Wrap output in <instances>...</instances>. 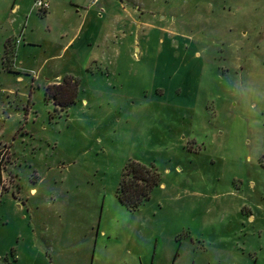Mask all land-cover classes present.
<instances>
[{
	"label": "rangeland",
	"instance_id": "374dc122",
	"mask_svg": "<svg viewBox=\"0 0 264 264\" xmlns=\"http://www.w3.org/2000/svg\"><path fill=\"white\" fill-rule=\"evenodd\" d=\"M111 2L84 67L5 50L61 27L0 0V264H264V142L235 95L264 79V0ZM119 6L133 26L112 23ZM71 75L74 101L47 96ZM131 162L161 177L135 211L118 196Z\"/></svg>",
	"mask_w": 264,
	"mask_h": 264
},
{
	"label": "crops",
	"instance_id": "0c3cea01",
	"mask_svg": "<svg viewBox=\"0 0 264 264\" xmlns=\"http://www.w3.org/2000/svg\"><path fill=\"white\" fill-rule=\"evenodd\" d=\"M36 1H44L48 4V9L43 14L48 22L52 20L58 21V24H55L49 30L52 33H57L55 32V26L59 25L61 29L60 32L57 33V38L54 40L50 35V37H48L50 41L44 38L40 42L39 40H33V38H30V36L26 34L23 35V39H17L11 35L3 39L4 49H7L9 41L18 40L19 42L16 48L19 52L22 47L27 45H47L46 53L48 59H46V61L64 60L67 55H70L69 57L73 56L82 61V63L85 62L84 67L87 66V63L93 64L96 62L98 64L100 61L98 57L99 53L95 51L94 43L98 41L96 37V27L98 25L100 26L101 20H104L103 17L101 18V9H104V6L112 8V6H116L117 4L112 3L111 0H100L96 4H93L91 0H35V2ZM119 7L123 10L121 16H125L120 18V16L118 17V14H116L113 17L112 23H114L116 27L117 24L120 25L122 22L127 23L130 19V25L133 26L135 24V14L131 12V10L127 11L126 8H122V6ZM22 9V6L18 5L15 8H11L10 11L15 14H21ZM36 11L40 12L38 8H36L35 3H33V6L27 13L28 21L36 16ZM66 26L68 27L66 28ZM109 32L112 34V25H110V29L106 35L107 39L112 38ZM51 47H57V52L53 56L49 55L50 51H52ZM85 56L87 57L84 59ZM84 67H82V69H84ZM69 77L76 79L73 75ZM62 82L63 79L57 76L48 86L61 85Z\"/></svg>",
	"mask_w": 264,
	"mask_h": 264
},
{
	"label": "trees",
	"instance_id": "16d2710c",
	"mask_svg": "<svg viewBox=\"0 0 264 264\" xmlns=\"http://www.w3.org/2000/svg\"><path fill=\"white\" fill-rule=\"evenodd\" d=\"M78 84V81L74 78L67 77L61 85H49L47 96L54 98L61 105H66L74 101L77 96L76 90L78 89ZM2 159L3 154L0 151V202L3 194L1 185L3 179ZM159 185H161V177L154 167L145 166L138 162H131L125 168L119 184V200L129 210H138L151 198L152 191Z\"/></svg>",
	"mask_w": 264,
	"mask_h": 264
},
{
	"label": "clouds",
	"instance_id": "9594fccd",
	"mask_svg": "<svg viewBox=\"0 0 264 264\" xmlns=\"http://www.w3.org/2000/svg\"><path fill=\"white\" fill-rule=\"evenodd\" d=\"M235 95L242 99L239 123L247 132L255 134L257 141L264 142V79L243 80Z\"/></svg>",
	"mask_w": 264,
	"mask_h": 264
},
{
	"label": "built area",
	"instance_id": "2783aa9c",
	"mask_svg": "<svg viewBox=\"0 0 264 264\" xmlns=\"http://www.w3.org/2000/svg\"><path fill=\"white\" fill-rule=\"evenodd\" d=\"M93 4L98 3L100 0H91ZM36 8H38V10H47L48 9V4L45 3L44 1H36L35 3ZM103 11V10H102ZM104 12V11H103Z\"/></svg>",
	"mask_w": 264,
	"mask_h": 264
}]
</instances>
